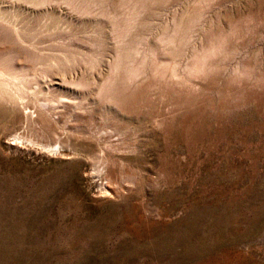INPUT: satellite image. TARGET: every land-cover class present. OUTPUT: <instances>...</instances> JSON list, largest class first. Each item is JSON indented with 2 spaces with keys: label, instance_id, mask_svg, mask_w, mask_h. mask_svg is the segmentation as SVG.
Returning a JSON list of instances; mask_svg holds the SVG:
<instances>
[{
  "label": "rangeland",
  "instance_id": "1",
  "mask_svg": "<svg viewBox=\"0 0 264 264\" xmlns=\"http://www.w3.org/2000/svg\"><path fill=\"white\" fill-rule=\"evenodd\" d=\"M0 54V264H264V0H0Z\"/></svg>",
  "mask_w": 264,
  "mask_h": 264
},
{
  "label": "bare ground",
  "instance_id": "2",
  "mask_svg": "<svg viewBox=\"0 0 264 264\" xmlns=\"http://www.w3.org/2000/svg\"><path fill=\"white\" fill-rule=\"evenodd\" d=\"M1 44H2V43H1ZM1 52H2V51H1ZM3 54H4V53H3ZM3 54H2V56H3ZM0 55H1V54H0ZM0 57H1V56H0ZM0 62H1V61H0ZM6 76H7V75H6ZM6 76H5V77H6ZM7 78H8V77H7Z\"/></svg>",
  "mask_w": 264,
  "mask_h": 264
}]
</instances>
